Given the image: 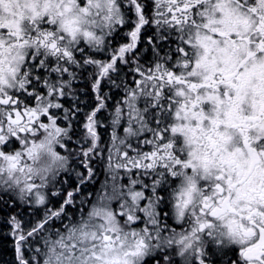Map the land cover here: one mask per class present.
I'll list each match as a JSON object with an SVG mask.
<instances>
[{
    "label": "snow or ice",
    "instance_id": "1",
    "mask_svg": "<svg viewBox=\"0 0 264 264\" xmlns=\"http://www.w3.org/2000/svg\"><path fill=\"white\" fill-rule=\"evenodd\" d=\"M0 264H264V0H0Z\"/></svg>",
    "mask_w": 264,
    "mask_h": 264
}]
</instances>
